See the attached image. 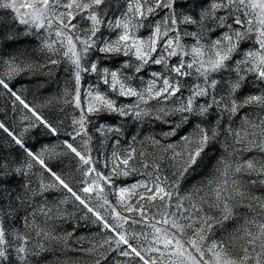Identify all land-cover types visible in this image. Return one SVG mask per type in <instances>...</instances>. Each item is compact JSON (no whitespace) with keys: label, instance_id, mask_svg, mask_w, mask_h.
I'll return each mask as SVG.
<instances>
[{"label":"snow or ice","instance_id":"6c2138e0","mask_svg":"<svg viewBox=\"0 0 264 264\" xmlns=\"http://www.w3.org/2000/svg\"><path fill=\"white\" fill-rule=\"evenodd\" d=\"M180 0H124L122 11L115 19L107 18V0H0V7L10 9L18 22L28 28L46 29L47 36L40 38V50L48 57L47 64L57 66L62 61L71 66L70 87L63 92L64 103L79 110V117L72 119L73 132L70 137H80L82 145L74 146L68 140L63 142V153H57L55 147H45L40 153L27 148L29 160L25 167L31 169L38 164L48 174L51 182L41 180L38 195L49 190L64 191L95 217L94 223L114 235L99 245H93L82 252L96 253L98 249L119 250L123 257L138 259V264H264V216L256 213L253 219H245L243 225L229 234L227 239H211L214 226H223L234 219V209L254 205L264 212V196L253 195L249 189L259 182L264 185V118L252 121L245 118L240 128H229L232 142L225 151L227 155L217 161L215 173L202 188H195L188 196H180L179 180L190 170H194L202 161L209 143L218 135L197 124L193 132L180 138L176 144L162 145L159 140L149 138L152 145L160 150L159 160L167 159L174 169L171 176L161 175L158 162L151 165L144 160L147 153L130 147L123 153L113 151L111 160L104 161V167L111 165L108 175L99 170L100 160L93 157L90 150L92 137L88 125L93 118L100 119L105 113L140 119L147 112L139 110L140 104L149 100H169L183 96L184 102L174 112L181 114V122L190 123L189 116H206L211 108H221L222 112L235 115L245 106H258L264 109V92L248 95L238 101L237 94L251 76L264 83V0H212L209 8L200 14L199 20L177 13ZM161 11L166 14L157 19ZM223 12V15L218 13ZM208 19L217 21L220 34L207 38L202 31ZM86 24L87 27H81ZM195 24L200 31H183L181 25ZM107 27L109 36H102L101 29ZM147 35H142L141 30ZM55 34L56 39H51ZM37 35H39L37 33ZM190 37L192 44L184 43ZM249 45L247 48L244 45ZM103 53L105 58L113 60L124 57L120 67H101L99 61H90L92 52ZM55 56L57 59H52ZM175 57L176 63H170ZM5 71L0 76L11 78L24 69L15 58L2 62ZM151 65H161L163 71L151 73V79L142 87L135 86L139 80L143 84L141 73ZM31 68L33 65H27ZM92 73L98 77V83L82 90V74ZM217 76L219 79H217ZM233 76L235 78H233ZM106 90L101 91L100 86ZM0 86L9 89V84L0 78ZM223 93H226L224 95ZM36 120L56 134L57 129L40 116L15 92L11 93ZM117 98H135L132 105L118 104ZM201 98H207L199 104ZM57 101L50 99L48 104ZM163 111V110H161ZM159 118V117H158ZM0 129L11 132L0 122ZM101 134L118 133L119 128L101 125L96 129ZM177 129L165 133L175 136ZM17 145L24 147L20 138L13 136ZM115 143L118 145L119 140ZM231 148V151H228ZM257 151L260 158L240 159L241 152ZM171 153L170 156L165 154ZM49 159L58 155H71L76 159L82 179L79 187H74L61 175L48 166L44 155ZM145 169L142 175L146 179L127 187L117 188L113 177L128 176L138 171L135 164ZM4 167L0 164V168ZM151 167V171L148 169ZM23 172V169H17ZM25 175L27 173H24ZM256 177L257 179H246ZM111 186V187H109ZM27 187V185H26ZM105 188H109L106 192ZM115 198V204L109 200ZM199 196V202L193 198ZM95 198L98 207L91 201ZM185 201L188 205L185 206ZM67 200L61 201L66 203ZM135 214L137 220L131 215ZM100 209L112 216L110 223ZM152 209H156L152 212ZM38 212L44 218V225L52 219V209L41 206ZM36 212L23 220L27 232L16 234L20 241L17 255L24 264L30 255L45 251L46 242L57 241L67 245L72 233L57 236L54 230L37 223ZM160 219L157 220L156 217ZM149 220L155 221L148 223ZM143 224L151 228V233H129L125 225ZM252 229H255L253 231ZM35 233V240L29 235ZM7 229L0 221V258L5 257ZM151 235V241L148 240ZM147 241V247L133 246L131 240ZM113 241L116 248H112ZM239 241H244L236 248ZM32 242L35 251L28 248ZM108 247L105 248L104 246ZM124 247L121 248L120 246ZM152 254V255H148ZM95 264H105L107 258L100 252Z\"/></svg>","mask_w":264,"mask_h":264},{"label":"rangeland","instance_id":"374dc122","mask_svg":"<svg viewBox=\"0 0 264 264\" xmlns=\"http://www.w3.org/2000/svg\"><path fill=\"white\" fill-rule=\"evenodd\" d=\"M124 0H107V7L104 9L107 12V18L115 19V16L122 11L121 5ZM212 0H180L177 5V13L183 15H190L197 20L200 14L209 8ZM166 13L161 11L157 19H162ZM224 13H218L223 15ZM81 27H87L82 24ZM183 31H200L199 25H181ZM202 31L207 38L215 39L220 31L217 29V21L208 19L204 22ZM37 33L39 35H37ZM102 36H109L110 30L107 27L101 29ZM142 35H147L146 30H141ZM47 36L46 29H36L26 27L18 22L14 13L10 9L0 7V72L5 71L3 63L11 58H15L16 62L24 69L19 74L12 76H0L4 78L5 82L9 84V89H4L0 86V122L4 123L5 127L12 133L9 135L3 129H0V164L4 167L0 168V221L4 222L7 229L5 257L0 258V264H24L17 255L16 248L20 244L17 240L16 234L18 232L24 233L28 230L25 228L23 220L25 217H30L33 212H36L37 223L44 225V218L38 212L41 206H46L52 209V219L44 225L52 230L57 236H66L72 233L67 245L62 242L50 241L46 242V250L40 252L38 255H30L27 264H95V260L99 257V253L103 252L104 257L107 258L106 264H138V259L133 257H123L119 255V250H109L104 252V249H98L96 253L82 252L80 249H87L93 245H99L103 241L109 239L114 234L102 228L99 223H94L95 217L86 212L75 202L69 194L64 191L49 190L43 195H38V189L41 180L45 183L51 182L50 177L38 165L33 164L29 170L25 167L29 160L25 148L34 152L40 153L45 147H55L57 153H63V142L68 140L74 146L82 145L83 141L80 137H70L68 134L73 132L72 119L79 117V110L73 106L65 104L63 92L66 87H70L71 81V66L62 61L57 66H50L47 64L48 57L40 50V38ZM51 39H56L55 34ZM194 41L190 37L184 38V43L192 44ZM249 45L245 44L247 48ZM52 59L57 57L52 56ZM90 61H99L101 67H120L121 61L126 59L120 57L113 60L111 57L105 58L103 53L92 52L88 58ZM177 59L173 57L170 63H176ZM27 65H33L29 68ZM154 71H163L161 65H151L147 67L142 73L143 84L139 80L135 81V86L142 87L146 85ZM233 78H235L233 76ZM217 79L219 77L217 76ZM98 83V77L95 74H82L81 87L86 90ZM101 91L106 89L101 85ZM15 92L19 95L30 107L35 108L37 113L47 120L53 127L57 129L56 134L51 133L47 128L40 124L34 116L27 109L23 107L15 97L11 94ZM264 92V83L256 81L253 77H249L237 94L238 101H242L245 96L259 94ZM188 91H184L183 96L173 97L169 100H149L147 104H140L139 110L147 112L148 115H143L140 119L129 115L120 117L118 115H109L105 113L100 119L93 118L89 127V135L92 137L90 150L93 157H98L100 164L99 170L108 175L111 171V165L105 168L104 161L111 160V153L115 150L123 153L130 147H134L140 151L147 153L146 160L150 165L153 162H158L161 165V175L171 176L174 171L170 167V162L167 159L159 160L160 150L155 148L149 138L159 140L162 145L169 143L176 144L180 142V138L188 135L199 124L206 129L216 130L218 135L213 139L203 154L202 161L194 169L190 170L184 178L179 180V194L180 196H188L193 193L195 188H202L208 180L212 179L217 161L227 155L225 149L231 144L232 137L228 134V129L240 128L245 118L258 121L264 118V109L252 105L241 108L235 115H229L227 112H222L221 108H211L206 116L193 117L189 116L190 123L184 124L181 122V114L174 112L184 102ZM226 95V93H223ZM55 99L57 102L49 105L48 101ZM112 99H116L118 104L132 105L137 103L136 99L128 97L117 98L112 95ZM207 98H201L198 103H204ZM163 110V111H161ZM159 117V118H158ZM101 125L111 128H119L118 133L101 134L96 129ZM177 129L175 136H165L172 129ZM13 136L20 138L24 147L17 145ZM119 140V144L115 143ZM231 151V148H228ZM170 156L171 153L165 154ZM251 157L260 158V153L253 150L251 152H241L240 159H248ZM49 167L56 171L57 174L65 178L77 190L79 182L82 179L77 161L71 155H58L52 159L45 154L43 157ZM138 171L128 176L113 177L114 184L117 188L127 187L137 181L146 179L140 163L134 165ZM23 169V172L17 171ZM151 171V167L148 169ZM24 173H27L26 175ZM246 179H257L256 177ZM27 185V187H26ZM111 187V186H109ZM108 192L109 188H105ZM249 191L258 197L264 196V185L257 182L251 185ZM109 200L115 204V198L109 195ZM196 202H199V196L193 197ZM67 200L66 203L61 201ZM92 206L98 207L95 198L91 201ZM188 201H185V206ZM123 215H131L133 218L139 220L140 217L135 214L123 213V210L117 208ZM101 214L105 215L110 223H114L112 216L104 210L100 209ZM156 209H152L155 212ZM260 213L264 216V212L254 205L253 210L247 207L239 206L234 209V219L226 221L223 226H214L213 233L210 234L211 239L220 240L227 239L229 234L233 233L235 229L244 224L245 219L251 220ZM160 219L159 216L156 217ZM155 221L149 220L148 223ZM124 230L129 233H151L150 227H145L143 224L124 226ZM255 231V229H252ZM29 235L35 240V233L30 232ZM152 237L149 235L148 240ZM133 246L147 247V241L143 239L131 240ZM244 241H239L236 248ZM105 248L108 246L105 245ZM117 246L113 241L112 248ZM121 248L124 246L121 245ZM28 248L35 251L33 243L28 244ZM152 255V254H148ZM101 264H105L101 258Z\"/></svg>","mask_w":264,"mask_h":264}]
</instances>
